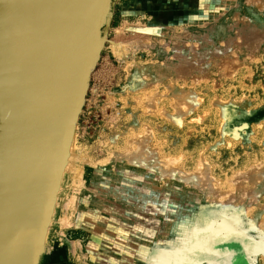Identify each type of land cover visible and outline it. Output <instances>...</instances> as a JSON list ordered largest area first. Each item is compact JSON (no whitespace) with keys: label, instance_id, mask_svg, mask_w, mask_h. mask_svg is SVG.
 <instances>
[{"label":"rangeland","instance_id":"rangeland-1","mask_svg":"<svg viewBox=\"0 0 264 264\" xmlns=\"http://www.w3.org/2000/svg\"><path fill=\"white\" fill-rule=\"evenodd\" d=\"M134 27L117 59L109 40ZM77 123L96 164L39 264H163L181 247L205 248L200 264H264V0H114Z\"/></svg>","mask_w":264,"mask_h":264},{"label":"water","instance_id":"water-1","mask_svg":"<svg viewBox=\"0 0 264 264\" xmlns=\"http://www.w3.org/2000/svg\"><path fill=\"white\" fill-rule=\"evenodd\" d=\"M113 2L0 0V264H39L45 252L56 156L78 121Z\"/></svg>","mask_w":264,"mask_h":264},{"label":"bare ground","instance_id":"bare-ground-1","mask_svg":"<svg viewBox=\"0 0 264 264\" xmlns=\"http://www.w3.org/2000/svg\"><path fill=\"white\" fill-rule=\"evenodd\" d=\"M136 28V27H134ZM115 31L120 32L119 36H117L116 40L113 41L112 43V48L113 51L115 52V56L117 59H123L126 55V47L129 45H133L136 44L135 42H137V40L140 39L141 35L143 33V30L140 28H136L135 30H133V37L131 39H125L124 41H122V37H121V33L123 32V28H116ZM118 34V33H117ZM147 37V36H146ZM144 37V38H146ZM144 38H141L142 40H144ZM122 41V42H121ZM130 41L132 43H130ZM134 41V42H133ZM139 43V41L137 42V44ZM142 43V41H141ZM140 43V44H141ZM143 45V44H142ZM135 47V46H134ZM139 48V47H138ZM197 69V68H196ZM198 71V70H197ZM180 73V72H179ZM143 76V75H142ZM183 77V75H181ZM179 77V76H178ZM183 79V78H182ZM156 84V83H155ZM154 85V84H153ZM158 85V83H157ZM171 85V83L169 84ZM181 85H184L181 83ZM180 86V85H179ZM181 87V86H180ZM143 88V87H142ZM133 90V89H132ZM130 91V90H129ZM187 91V90H186ZM183 92V91H182ZM195 93V92H194ZM153 94V93H152ZM157 93H155L156 95ZM126 95V94H125ZM161 95V94H160ZM188 95V94H187ZM154 96V95H153ZM157 96V95H156ZM148 97V95L146 96V98ZM151 97V96H149ZM145 98V101L147 100ZM177 98V97H175ZM174 98V99H175ZM186 98V97H185ZM152 99V98H151ZM160 99V98H159ZM194 99V98H193ZM136 100V99H135ZM138 100V99H137ZM185 100V99H184ZM140 101V100H139ZM144 101V102H145ZM158 101V100H157ZM177 101V100H176ZM183 101V100H182ZM195 101V100H194ZM175 102V101H174ZM180 101H178V107H182V105L179 104ZM142 103V102H141ZM148 103V101H147ZM146 103V104H147ZM152 103V101H151ZM155 103V102H154ZM173 103V102H172ZM176 104V103H175ZM174 104V105H175ZM152 105H154L152 103ZM173 105V106H174ZM180 105V106H179ZM142 106L144 107L143 103ZM147 106V105H146ZM148 107V106H147ZM178 107L175 105L174 108ZM195 107V106H194ZM152 108V107H150ZM173 108V107H172ZM187 108V107H186ZM146 109V108H145ZM163 109V108H162ZM176 109V110H177ZM78 110V109H77ZM173 110V109H172ZM186 110V109H185ZM149 111V110H148ZM163 111V110H161ZM174 111V110H173ZM190 111V110H188ZM150 112V111H149ZM147 113V112H146ZM161 113V112H160ZM224 113V112H223ZM177 114V113H176ZM223 115V114H222ZM221 115V116H222ZM172 117V116H171ZM171 119V118H170ZM223 119V118H222ZM233 119V118H231ZM173 120V118H172ZM223 122V121H222ZM226 123V122H225ZM143 125V124H142ZM244 126V125H243ZM242 126V127H243ZM148 127V126H147ZM236 126H234L233 128L235 129ZM142 128V127H141ZM239 128V127H238ZM143 129V128H142ZM232 129V130H234ZM231 130V133H232ZM136 131V130H135ZM146 131V128H145ZM149 131V130H148ZM236 131V130H234ZM233 131V132H234ZM130 132V131H129ZM134 132V131H133ZM132 132V133H133ZM135 133V132H134ZM133 133V135H134ZM138 133V132H137ZM136 133V134H137ZM80 134V133H79ZM152 134V133H151ZM225 134V133H224ZM227 134V133H226ZM235 135H238L237 132L234 133ZM140 135V134H139ZM234 135V136H235ZM232 136V134H231ZM126 137V136H125ZM77 140H78V123L76 122L75 118L73 119V122L71 124V128L69 130V134L66 138V141L64 143V145L61 147V149L58 151L57 156H56V169H55V175L53 178V181L50 185L49 188V198H48V203L50 205V209H49V216L52 213H55V209L56 207L59 205V200H60V192L63 189V183L67 182V183H71V187L68 191H66L64 193V196L62 199V209L60 214L58 215L57 218H53V215L51 218H49L47 216V219L45 221L42 233H41V239L44 240V244H45V251H47L49 249V234L51 232V227H53V225H56L59 229V238L62 239V237L64 236V230L66 228H68L69 226H71L72 224V217L74 214V210H75V199H76V194L81 190V188L85 187V182H84V166L85 165H89V166H93L96 164V161L91 159L88 155V152H86L84 150V148L78 146L77 144ZM125 141H127L126 139H124ZM149 141V140H148ZM126 143V142H124ZM125 145V144H124ZM133 150H130V148H127L126 154H125V158L128 160H133L134 158L137 157V155H133ZM137 153H139V151H137ZM140 156V155H139ZM143 156V155H141ZM117 158L119 156H114V158ZM123 157V156H122ZM121 157V158H122ZM107 159H110V157H108ZM145 159V158H144ZM160 159V158H159ZM164 159V158H163ZM138 160V159H137ZM156 160V159H155ZM154 160V161H155ZM166 160V159H164ZM148 163L151 162V158H147ZM160 162V161H159ZM165 162V161H164ZM259 162V161H258ZM110 163V162H109ZM143 163V162H142ZM162 163V162H160ZM147 164V163H146ZM152 164V163H151ZM151 164H147L145 166H152ZM155 164V163H154ZM172 164V163H171ZM170 164V167H171ZM139 165V164H138ZM144 165V163H143ZM162 165V164H161ZM166 166V165H165ZM173 166V165H172ZM175 169V168H174ZM169 169H167L165 167V169L163 168L161 171L163 174L169 172ZM172 170V169H171ZM169 174V173H168ZM170 177V176H169ZM189 177V176H188ZM187 179H190L188 178ZM219 179V178H218ZM208 181V178L206 179ZM200 181V180H199ZM218 181V180H217ZM95 183V182H94ZM210 183V182H209ZM218 184V183H217ZM221 185V184H220ZM203 186V185H202ZM209 186V185H207ZM206 186V187H207ZM215 186V185H213ZM219 186V185H218ZM239 186V185H238ZM237 186V187H238ZM248 188V186H247ZM84 189V188H83ZM217 190V189H216ZM229 190V189H228ZM219 191V190H217ZM221 191V190H220ZM216 192V191H215ZM223 192V191H222ZM229 196V195H228ZM208 197V196H207ZM238 198V197H237ZM212 199V197H211ZM240 199V198H239ZM230 201V200H229ZM238 201V200H237ZM242 201V200H241ZM241 203V202H240ZM53 206L54 207V211H53ZM249 206V205H248ZM75 215V214H74ZM52 241V240H51ZM80 247V244L78 243V241H69L68 244V251L69 254H73L75 255L78 251V249ZM77 256V255H76ZM78 257V256H77ZM85 258V255L84 257ZM82 258V259H83ZM80 259V258H79ZM72 260V259H71ZM83 263V262H82Z\"/></svg>","mask_w":264,"mask_h":264},{"label":"snow or ice","instance_id":"snow-or-ice-1","mask_svg":"<svg viewBox=\"0 0 264 264\" xmlns=\"http://www.w3.org/2000/svg\"><path fill=\"white\" fill-rule=\"evenodd\" d=\"M203 6V3L201 4ZM242 228V225L240 224L239 220H236L235 224L232 225L228 229L230 233H234L237 235H244L243 231H240ZM140 231H143V229H140ZM194 235H199L198 229H192ZM124 235H127V233H124ZM185 244H187V241H185ZM205 248L201 247L199 249L194 247H181L177 253H174L175 255L182 256V259L176 260V261H165L163 264H200V262L196 259V253L198 251H204Z\"/></svg>","mask_w":264,"mask_h":264}]
</instances>
